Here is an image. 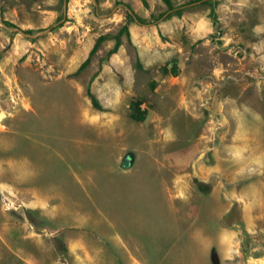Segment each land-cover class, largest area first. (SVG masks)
<instances>
[{
    "label": "rangeland",
    "instance_id": "374dc122",
    "mask_svg": "<svg viewBox=\"0 0 264 264\" xmlns=\"http://www.w3.org/2000/svg\"><path fill=\"white\" fill-rule=\"evenodd\" d=\"M190 1L0 0V264H264V0Z\"/></svg>",
    "mask_w": 264,
    "mask_h": 264
},
{
    "label": "trees",
    "instance_id": "16d2710c",
    "mask_svg": "<svg viewBox=\"0 0 264 264\" xmlns=\"http://www.w3.org/2000/svg\"><path fill=\"white\" fill-rule=\"evenodd\" d=\"M165 2V4L167 5V8L163 11L158 12L157 14H152L150 17L145 18L142 17L140 15H138L135 11L131 10L130 8L127 9L125 16H124V23L122 24V26L120 27V30L114 34V38H115V42L112 46V48H110V50L108 51L109 53L115 52L119 45H120V34L122 32H125L126 35L128 37H130V30H129V25L133 22H140V23H149L153 20H158L159 18L163 17V16H171L173 14H180L185 5L187 4H179V5H175L172 3V0H163ZM195 1H200V0H191L190 2H195ZM204 2H208L211 4V10L209 12V16L211 17V21L213 26H217L219 24V18L218 15L216 13L215 10V6L217 4V0H202ZM188 2V4L190 3ZM2 22L8 26V27H16V24L8 19H2ZM42 30V28H38L37 30ZM27 32H33L35 31L33 28H28L26 29ZM109 35L111 34H107V33H103L100 34L97 39L95 40L87 58L80 64L79 68H82L84 65H86L90 59L91 54L98 48L99 44L106 39ZM161 72L164 74L170 73L172 75H176L178 74V67L176 63H173L170 67H168L166 64L162 65L160 68ZM156 82L152 81L151 82V87L153 88L155 86ZM87 93L92 101V104L98 108H101L102 105L101 103L98 101L96 95L93 93V91L90 88V85H88L87 87ZM146 111L144 109H142L140 107V99H135L132 100L130 103V112H129V116L137 121H142L146 118Z\"/></svg>",
    "mask_w": 264,
    "mask_h": 264
},
{
    "label": "water",
    "instance_id": "95a60500",
    "mask_svg": "<svg viewBox=\"0 0 264 264\" xmlns=\"http://www.w3.org/2000/svg\"><path fill=\"white\" fill-rule=\"evenodd\" d=\"M2 22V21H1ZM3 23V22H2ZM134 161V154L133 152L129 151L127 154L124 155V157L122 158L121 161V165L123 167H127L129 165L132 164V162Z\"/></svg>",
    "mask_w": 264,
    "mask_h": 264
}]
</instances>
